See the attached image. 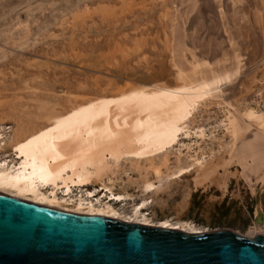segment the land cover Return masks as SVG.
Wrapping results in <instances>:
<instances>
[{
	"label": "rangeland",
	"instance_id": "374dc122",
	"mask_svg": "<svg viewBox=\"0 0 264 264\" xmlns=\"http://www.w3.org/2000/svg\"><path fill=\"white\" fill-rule=\"evenodd\" d=\"M176 1L0 0V143L4 140L0 160L15 159V129L18 131L14 133L20 134L43 121L38 115L45 118L48 111L64 110L73 99H111L116 89L127 83L143 93L188 88L180 80L172 45L167 44L172 37L170 15ZM237 13H241L238 26ZM222 17L224 45L228 46H221L207 26L198 33L204 40L199 46H206L203 49L209 59H227L225 52L237 57L234 92L225 96L228 101L233 99L239 111H250L259 124H264V0H230L229 10ZM205 32L207 37L202 36ZM189 53L186 59L194 63ZM223 107L214 101L196 117L193 127H204L206 136L195 152L182 155L187 167L182 176L159 180L146 172L148 164H140L139 169L121 161L111 177L114 192L128 196L110 204L130 216L133 208L147 200L143 212L152 224L182 221L201 231L231 230L252 237L258 190L259 213L264 217V184L253 193L242 178ZM183 141L188 143L178 137L168 149L170 168L176 165V149ZM204 159L210 166H218L215 173L207 176L198 171L196 162ZM144 181L153 182L156 191L143 194ZM100 185L94 183L72 192V196L86 198ZM101 196L98 192L94 199ZM103 201L107 202L105 198Z\"/></svg>",
	"mask_w": 264,
	"mask_h": 264
},
{
	"label": "bare ground",
	"instance_id": "6f19581e",
	"mask_svg": "<svg viewBox=\"0 0 264 264\" xmlns=\"http://www.w3.org/2000/svg\"><path fill=\"white\" fill-rule=\"evenodd\" d=\"M229 1L177 0L175 10L169 9L173 11L170 15L172 37L167 39V44L172 45L180 80L187 83L188 88H184L182 83V87L169 91L152 89V92L143 93L127 83L116 89L115 95L109 97L111 99L99 96L95 99H73L64 110L55 111L53 108L45 118L38 115L39 119L43 117L42 122L31 124L20 134L14 133L16 129L13 131V136L16 135L13 141L15 159L10 162L0 160V193L80 215L102 216L189 235L206 233L208 231H201L189 222L170 223L167 220L152 224L143 212L148 206L147 200L133 208L130 216L123 215L110 201H123L128 195L114 192L115 181L111 176L116 175L121 161L139 169L140 164H148L146 172H151L159 180L163 176L168 179L182 176L187 170L182 155L195 152V147L206 136L204 127L194 128L193 124L214 101L224 106L225 120L232 134L234 161L251 192L255 193L257 186L264 184V124H259L250 111H239L231 101L233 99L228 101L225 96L233 90L238 73L237 57L235 59L233 53L229 56L225 52L227 59H209L204 53L205 45L199 46L204 40H200L203 37L198 33L204 26L209 28H203L204 31L211 30L216 41L224 45L226 39L223 38L221 22L225 11L229 10ZM237 14L236 26L241 17V13ZM204 34L206 32L202 36ZM227 46L224 45L225 48ZM187 52L193 56L194 63L187 61ZM180 136L188 143L183 141L177 145L176 165L170 168L171 151L168 149L177 143ZM29 140H32L30 145L27 144ZM21 145L25 147L21 148ZM186 151L188 153H184ZM196 163L198 171L207 176L218 168L210 166L206 159ZM94 183H101L100 189L89 191L86 198L83 195L72 196V192ZM142 184L143 194L156 191L153 182L144 181ZM58 192H61V197ZM98 192L103 196L94 199ZM255 227L250 238L259 234L257 224Z\"/></svg>",
	"mask_w": 264,
	"mask_h": 264
},
{
	"label": "water",
	"instance_id": "95a60500",
	"mask_svg": "<svg viewBox=\"0 0 264 264\" xmlns=\"http://www.w3.org/2000/svg\"><path fill=\"white\" fill-rule=\"evenodd\" d=\"M258 195L259 234L248 238L231 230L189 235L0 193V264H264Z\"/></svg>",
	"mask_w": 264,
	"mask_h": 264
},
{
	"label": "snow or ice",
	"instance_id": "6c2138e0",
	"mask_svg": "<svg viewBox=\"0 0 264 264\" xmlns=\"http://www.w3.org/2000/svg\"><path fill=\"white\" fill-rule=\"evenodd\" d=\"M41 135H43V133H41ZM33 139H36V138H33ZM27 144H32V140H29L28 142H27ZM21 148H23V147H25V145H21L20 146ZM117 199H119V197H117Z\"/></svg>",
	"mask_w": 264,
	"mask_h": 264
}]
</instances>
